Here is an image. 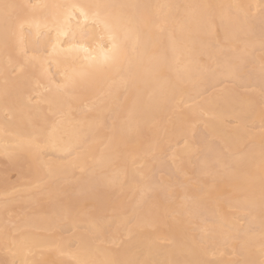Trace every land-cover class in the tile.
<instances>
[{
  "label": "bare ground",
  "instance_id": "6f19581e",
  "mask_svg": "<svg viewBox=\"0 0 264 264\" xmlns=\"http://www.w3.org/2000/svg\"><path fill=\"white\" fill-rule=\"evenodd\" d=\"M89 4L109 5L107 11L122 18L125 54L115 65L89 68L86 57L97 54L90 41L87 53L68 51L73 34L80 42L83 27L72 6ZM85 31L96 29L89 24ZM259 47L264 50V0H0V155L9 159V169L24 165L17 170L31 179L28 185L47 181L43 197L22 196L24 206L37 203L40 209L11 219L12 227L5 225L7 204L0 201L4 264H35L36 257L46 264H260L264 123L256 131L245 128L247 121L264 120ZM11 67L18 71L14 76ZM73 70L84 74L69 87H58L62 74ZM232 78L255 90L244 94L224 86L195 100ZM117 91L121 96L110 109L107 103ZM228 116L237 125L227 128ZM200 120L204 132L199 133L205 135L196 138ZM245 137L253 143L240 150ZM167 150L169 164L162 156ZM51 153L54 157L46 158ZM151 161L168 174H182L189 166L198 176L213 172L215 181L225 174L236 180L227 183L235 189L224 194L225 177L223 184L202 178L198 186L185 183L178 200L165 202L161 185L169 181L152 179ZM0 182L1 193L12 181ZM125 189L136 190V204L117 194ZM113 195L110 221L104 211ZM223 195L224 206L237 211L218 208ZM86 203L94 210L80 217ZM195 218L206 221L199 234L190 232ZM67 226L78 231L69 237L48 234ZM148 226L153 230H144ZM120 230L127 238L118 242ZM100 242L119 245L106 248ZM226 244L239 261L220 257Z\"/></svg>",
  "mask_w": 264,
  "mask_h": 264
},
{
  "label": "rangeland",
  "instance_id": "374dc122",
  "mask_svg": "<svg viewBox=\"0 0 264 264\" xmlns=\"http://www.w3.org/2000/svg\"><path fill=\"white\" fill-rule=\"evenodd\" d=\"M259 10H261V7L259 8ZM252 12V11H251ZM240 42L239 41H237L236 42V45H238ZM260 48L261 47H259V49H258V51L256 50V52L257 53H259V54H261V56L264 58V50H260ZM255 63H257V64H255ZM254 64L255 65H258V62L257 61H255L254 62ZM260 64V63H259ZM260 66V65H259ZM259 66H256V67H259ZM10 70H11V73H10V75L11 76H14V75H16L17 73H18V71H17V69L16 68H14V67H11L10 68ZM224 86H228V87H234V88H236V90L239 92V93H244V94H247V93H251V92H253V90H255V88L253 87V86H245L244 84H243V82L241 81H239L238 83L235 81V79H227V80H225L223 83H221V84H219L218 86H216V87H214V88H211V89H208V90H206L204 93H202L201 94V96L200 97H198V98H196L195 100H199L201 97H204V96H207L208 94H213V93H215V92H218V91H220V89L222 88V87H224ZM121 93H122V91H117L115 94H114V98H112L111 100H110V102H108L107 103V105H108V107L110 108V109H113L114 108V104H115V102H116V98H118V97H120L121 96ZM257 96V101H258V103L260 102V99L259 98H261V93H260V91L258 92V94H256ZM34 97V96H33ZM190 103H192L191 101H189ZM190 103H187V104H184V105H190ZM183 105V106H184ZM235 105H237L238 106V103H236ZM259 106L260 107H262V108H264V103H259ZM184 108V107H183ZM183 108H181V110H183ZM93 109V108H92ZM92 109H90V111L89 110H87V112L86 113H84L85 115H90V114H92ZM180 110V109H179ZM262 110V109H261ZM79 113V111H75L74 112V115H76V114H78ZM169 117V116H168ZM105 119H104V121H105V123H108L109 124V122L110 121H112V118H110V114H107L106 113V115H105V117H104ZM260 118H262V116L261 117H259V119ZM259 119H257V120H255V121H247V122H245V128H246V130L248 129V130H252V131H256V130H258V129H261L260 127H261V124H263L264 123V120H259ZM161 118H158V119H156L155 121H154V123L155 124H159L160 122H161ZM237 123H238V121H237V119L235 118V117H233V116H228V117H226L225 118V125L226 126H228L227 128H230V127H232V126H234L235 124L237 125ZM203 125H204V123H202L201 122V120L200 121H197V123L195 124V127H197L196 129L198 130L199 129V131H197L198 133L199 132H204V127H203ZM109 130V128L107 127V128H104L103 129V131L104 132H106V131H108ZM196 131V130H195ZM194 131V133H193V135H194V137H198L200 134L201 135H205V133L203 134V133H197V132H195ZM253 137H245L244 139H243V141L240 143V145H239V148H240V150L242 149H246L248 146H250V145H252V143H253V139H252ZM210 139V141H211V143L213 144V145H215L216 144V146L217 145H219V139L218 138H216V137H211V138H209ZM181 142L182 141H180L179 142V144H181ZM226 151V150H225ZM224 150H223V152H225ZM167 152H169V150H167V151H165L164 153L166 154H162V156L164 155V157H163V159H165V163H167V164H169L170 162V159H169V156L167 155L168 153ZM196 156L197 155H195V157H194V159L196 158ZM52 157H54V154H50V155H47L46 156V158H52ZM137 156H135V158H136ZM154 161H156V160H153V162ZM21 162V164L23 165L24 163H26L27 162V159H23V160H21L20 161ZM152 161H151V163H152V165H153V169L155 170H153L154 172H152V173H154L152 176L154 177H152V179H158L159 177H164V179H166V180H168L169 182L168 183H166L165 185H167V186H165V185H161L162 187L161 188H163V191L162 190H160V191H162L163 193H161V199L163 200H165V202L166 201H171V200H178L179 199V197L176 195V192L178 191V190H180L181 188H182V186H184L185 185V183H186V185L185 186H187V184H194V185H196V186H198V185H200V179H205V181H209V183H211L212 181H215V174L213 173V172H208V173H205V174H203V175H196L194 172L192 173V171H191V168H190V166L185 170V172L184 173H182V174H176L175 175V173H172V171L173 170H171V174H168L169 172H167V171H165V170H163V169H161V168H159L158 166H155L156 165V162L155 163H153ZM140 164L141 163H139V164H137V166H140ZM192 165V167H193V163L191 164ZM9 166H11V164L9 163V159L8 158H6V157H4L3 155H0V180H3L4 182H7V179H8V182H10V180L12 181L11 183H10V185H9V189L8 190H6V189H4L1 193H0V201H2L3 200V202L4 201H6L5 202V204H7V205H5L3 208H2V210H3V212H4V218H5V225L9 228V226L10 227H12L13 226V223L12 222H10L11 221V219H12V221L13 220H16V219H18V218H20V215L22 214V212H33V211H36V210H39L40 209V205L39 204H31L30 206H24L23 204H24V202L22 201L23 200V197L25 196V195H28L29 197H31L32 195H34V196H36V197H39V198H41V197H43L44 195H45V193H44V191L45 190H43L42 188L45 186V183L47 184V181H43V183L41 184V185H28L27 183H30L31 182V179H29L28 177H25V176H22L21 174H19V172L21 173V171H18V170H20V169H22V171H23V166L22 167H14V168H10L9 169ZM13 167V166H12ZM18 169V170H17ZM18 172H17V171ZM163 170V171H162ZM219 170V173H221V168H219L218 169ZM6 173H5V172ZM80 173V170L79 169H76L75 170V176L74 177H77L78 176V174ZM177 173V172H176ZM210 173V174H209ZM4 176V177H3ZM177 177V179L175 180V178ZM212 177H214V178H212ZM221 178H219V180L218 181H215V182H217V183H221V184H223V183H229V182H231V181H236V180H234V178L233 179H231L229 176H226L225 174H222L221 176H220ZM225 177V178H224ZM1 178H3V179H1ZM4 178H5V180H4ZM225 180H224V179ZM198 179V180H197ZM203 179H202V181H203ZM223 179V181H221L220 182V180H222ZM175 180V181H174ZM197 180V181H196ZM211 180V181H210ZM72 181V180H71ZM159 181V180H158ZM179 181H181V182H179ZM229 181V182H228ZM45 182V183H44ZM67 182H70V179H69V181H66V182H64V183H62V185L63 184H66ZM223 182V183H222ZM0 184H1V182H0ZM164 186V187H163ZM230 186V187H229ZM235 186V185H234ZM233 185H232V187H233V189H235V187H234ZM213 187H215V186H209L208 188L210 189V188H213ZM232 187H231V184L230 185H224V187H223V189H222V193H224V194H226L229 190H232ZM160 188V189H161ZM115 187H112L111 189H109V192L111 191H115ZM214 189V188H213ZM213 189H211V190H213ZM39 190H41V193L39 194V193H37L38 194V196H37V194H35L37 191H39ZM159 190V189H158ZM168 192L170 193V194H168ZM42 193H43V195H42ZM117 194L118 195H122V197L124 198V200L126 201V202H128V203H130V204H132V205H134V204H136V203H134V201H135V199H136V196H137V192H136V190L135 191H129L128 189H125V190H121V191H117ZM23 196V197H22ZM170 196H171V198H170ZM16 198V200H13V201H10L9 199H11V198ZM169 197V198H168ZM221 197H224V195L223 196H220V197H218V200H217V202H218V204H220V203H222V204H220V206L218 207V208H222L223 207V209L225 208L226 210H228V211H230V212H233V211H237V209L236 208H231V207H226V205L224 206V200H223V202L221 201L222 200V198ZM27 198V197H26ZM111 198V199H110ZM110 198H109V200L108 201H110V203H108V205H107V208H106V210L104 211V215H106V218L108 219L109 218V220H110V218H111V215L113 214V211H112V209L111 208H109L110 207V205H113L116 201H117V199L115 198V196L113 195V196H110ZM216 202V203H217ZM9 203V204H8ZM11 206V207H10ZM22 206H24V207H22ZM39 207V208H38ZM127 208H125V210H126ZM94 210V207L90 204V203H86L83 207H82V209H81V215H80V217H85L86 215H87V213H89V212H91V211H93ZM127 211V210H126ZM86 212V213H85ZM177 215V214H176ZM132 220V218H130V221ZM111 221V220H110ZM204 222H206V221H204V220H202V219H199V218H195V219H191V222H190V224H189V226H190V232L191 233H197V234H199L201 231L198 229V227H200V225H201V223L203 224ZM80 226H78V228H70V227H63L62 229L61 228H56V229H53V230H51V231H49L48 232V234L49 235H57V236H59V237H69V236H71V235H73L76 231H78V230H80L81 228H82V226H81V224H79ZM147 228H149V229H147ZM78 229V230H77ZM143 229L144 228H141L140 230L141 231H143ZM144 230H153V228L152 227H145V229ZM58 231H59V233H58ZM63 233H62V232ZM200 231V232H199ZM118 237H119V240H118V242H121L123 239H126L127 237L126 236H124V231H122V230H120V232L118 233ZM118 242L117 243H109V242H100V244L103 246V247H106V248H118V246L117 245H119L118 244ZM160 242H162V243H167V242H169V241H167V240H165V241H160ZM234 242V241H233ZM235 242H238V240H235ZM114 248V249H115ZM223 252H221L219 255H220V257H222V256H224L225 258H227V259H235L236 258V260L237 261H239L240 259H241V257L239 256V255H233V254H229L228 253V249H227V244L226 245H223ZM226 250V251H225ZM6 250L5 249H0V262H3V264H4V259H5V254H6ZM227 253V254H226ZM221 254H222V256H221ZM262 259H264V257L262 258ZM35 264H46L44 261H42V260H40L38 257H36V262H35Z\"/></svg>",
  "mask_w": 264,
  "mask_h": 264
},
{
  "label": "snow or ice",
  "instance_id": "6c2138e0",
  "mask_svg": "<svg viewBox=\"0 0 264 264\" xmlns=\"http://www.w3.org/2000/svg\"><path fill=\"white\" fill-rule=\"evenodd\" d=\"M32 7H37V5H32ZM72 7L79 12V17L82 18L78 20V26L83 24V27H80V42H75V34H73L74 42L69 45L68 51L78 48L87 53L89 48L84 45L90 41L94 44L92 52L97 54L86 57L89 60V68L101 69L117 64L125 54V39L120 36L123 26L122 18L107 11L111 6L105 4L73 5ZM89 24L94 26L96 31H85ZM63 35L67 36L68 32L65 31ZM105 40L107 43H104ZM56 47L57 45L54 44L53 50ZM83 74V71L77 72L76 70L62 74L64 80L58 87H69L75 82L77 75ZM28 142L31 143L32 141L29 140ZM262 198H264V186H262ZM56 250L60 255L66 254L63 249L57 248ZM0 264H3V262H0ZM260 264H264V260H261Z\"/></svg>",
  "mask_w": 264,
  "mask_h": 264
}]
</instances>
